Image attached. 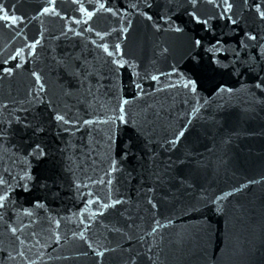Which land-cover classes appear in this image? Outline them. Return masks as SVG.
I'll list each match as a JSON object with an SVG mask.
<instances>
[{"label": "water", "instance_id": "obj_1", "mask_svg": "<svg viewBox=\"0 0 264 264\" xmlns=\"http://www.w3.org/2000/svg\"><path fill=\"white\" fill-rule=\"evenodd\" d=\"M264 144V0H0V264H102Z\"/></svg>", "mask_w": 264, "mask_h": 264}]
</instances>
